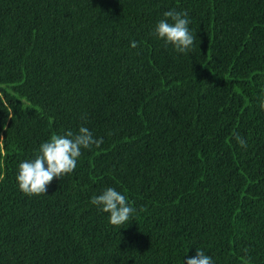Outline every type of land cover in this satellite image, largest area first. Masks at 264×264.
Returning <instances> with one entry per match:
<instances>
[{"label":"trees","instance_id":"obj_1","mask_svg":"<svg viewBox=\"0 0 264 264\" xmlns=\"http://www.w3.org/2000/svg\"><path fill=\"white\" fill-rule=\"evenodd\" d=\"M170 9L187 52L154 35ZM261 94L264 0H0V264H264ZM80 126L103 143L22 193L19 163ZM107 187L127 223L90 203Z\"/></svg>","mask_w":264,"mask_h":264},{"label":"clouds","instance_id":"obj_2","mask_svg":"<svg viewBox=\"0 0 264 264\" xmlns=\"http://www.w3.org/2000/svg\"><path fill=\"white\" fill-rule=\"evenodd\" d=\"M164 19L157 21L154 35L163 40L165 45H172L179 53L187 52L194 44L195 37L189 30L190 20L187 11L170 9L163 13ZM136 41H130V47L136 48ZM258 106L264 110V94L257 97ZM239 146L247 148V140L239 133H234ZM103 138H95L85 126L78 131L67 130L63 135L52 134L49 139L39 145L33 159L25 160L18 165L15 176L19 190L26 195L46 194L48 186L54 178L72 173L82 149L99 147ZM90 203L101 212L108 213L109 223L119 226L127 223L136 209L128 203L127 197L112 187L105 188L100 194L91 197ZM143 210V209H141ZM247 254V249L243 250ZM185 264H214L212 258L203 249H196L194 257L187 258ZM244 264H247L244 261Z\"/></svg>","mask_w":264,"mask_h":264}]
</instances>
